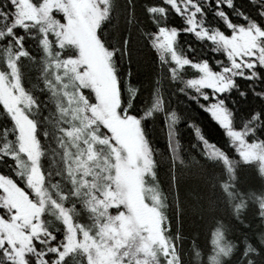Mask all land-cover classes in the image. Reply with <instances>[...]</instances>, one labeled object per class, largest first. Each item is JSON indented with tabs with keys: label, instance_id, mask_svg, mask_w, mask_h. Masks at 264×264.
<instances>
[{
	"label": "trees",
	"instance_id": "1",
	"mask_svg": "<svg viewBox=\"0 0 264 264\" xmlns=\"http://www.w3.org/2000/svg\"><path fill=\"white\" fill-rule=\"evenodd\" d=\"M96 1L101 12L105 8L110 12V15L103 23L104 29L101 33L103 37L104 33L113 25L116 15L126 16L125 20L127 18L129 23L135 22V34H137L140 47L145 54L142 59V66L137 68L135 74L133 73L131 76L130 70L125 72L126 65L124 64L123 45L121 43L108 45V51H114L115 53L110 65L115 68L116 74L120 78L121 87L124 89L123 95L126 107L130 97L127 89L135 88L137 90L128 110L132 116L140 117L143 128L141 134L151 147L150 157L153 163L145 180L147 184H151L156 188L162 202L158 210L163 218L161 232L164 238L173 246H175L176 242L181 243L183 259L179 264H216V260L213 258L216 257L217 250L212 243L213 233L216 230L224 233L225 240L222 243H229L233 248L228 259L223 256L217 258L220 264H248L249 260H252L254 264H258V260L264 262V244H261V240L264 239V218L260 216V204L262 203L260 198L264 196V173L252 167L254 183L249 185L248 188L241 186L238 174L244 164L240 163L234 143L226 135L224 128L202 107L205 101L199 99L194 91L186 87V81L198 76L199 73L191 68H186L183 73H178L177 78L173 80L167 72L168 66L159 61L156 52L152 49L151 39L154 31L161 26L177 29V52L194 62L207 61L213 71H219L216 61L225 59L223 53L213 52L212 48L214 45L209 41L198 39L193 33L184 31L187 28L184 17L177 15L171 7L164 5L163 0H104L103 3L100 0ZM7 2L8 0H0V8H3ZM197 2L203 11L202 17L198 18L202 19L205 27L210 30L219 29L225 35H231L230 30L216 15L215 0H211L210 3H205V0H197ZM132 4L137 7V12L134 14L136 15V20H133ZM152 6L165 7L167 9L166 18L159 13L155 14L154 17L149 16L146 9ZM223 10L234 24L246 25L247 23L240 15L236 14L238 11L264 26V18L258 15L259 6L253 4L251 0H233V7L224 8ZM4 12L9 13V9L5 8ZM9 14L12 16V20L7 23H5L6 17L0 18V33L5 34V38H0V72L8 74L9 68L6 61L13 60L16 53L21 49L16 44V40L7 35V29L15 23L18 16L20 27L16 35L23 37L21 43L28 55L20 57L16 63L23 89L35 101L34 104L23 107V110L35 122L37 129L35 134L39 139L40 152L42 153L39 158V169L43 177L42 187L48 190L51 199L57 204L62 203L65 208L75 205V209L79 210V215H76L75 211L70 213L75 220L86 227H94L90 214L84 210L81 202L88 198L85 194L89 192V189H91L92 194L101 199L103 186L108 181L104 180L99 173L94 174L95 177L85 175V170L87 169L85 163H87L89 168L93 163L99 162L104 170L109 169L108 165L111 159L108 152L109 146L101 144L91 136V133L95 132L103 138L107 134L106 130L99 127V125L84 127L85 122L79 112L81 102L76 95V89L78 88L76 83L72 91L77 102L72 104V106L67 104L66 95L63 93L64 80L59 76L60 71L58 68L52 64V60L56 59L55 53L58 50L56 47L57 41L51 31H47V36L52 42V55L45 56L39 43L43 38L39 30L43 27L41 22L37 19H21L19 11L18 13ZM49 15L55 21H61L58 20L60 16L55 11H52ZM154 20L156 21L155 23L153 22ZM146 45H150V47ZM60 57L62 58V55ZM131 68L132 66L129 67V69ZM256 71L259 73V79L248 80L236 77L235 86L221 97L224 100L225 108L231 113L234 129L246 131V124L248 127L255 128V134L249 137V142L264 140V98L260 95V93H264V68L258 67ZM53 73H55V76H53ZM56 76L60 77L59 83L55 78ZM46 81L48 82L47 86ZM85 95L88 98H93L92 92L86 88ZM157 97L163 101V112H157L153 109V103ZM85 108L87 109L88 107ZM63 109H67V114L63 112ZM73 109L76 110L75 115L77 117H82V126H79L78 122L72 117ZM150 111L153 113L152 116L145 119ZM172 111L176 113L179 120L174 126V134L169 136L165 124V116ZM257 113L259 114V119L249 123L253 114ZM85 114L90 115L88 111ZM4 128L9 129L7 139L4 136ZM156 128H160L162 131L161 141L157 139L159 134L155 132ZM73 129H81V131L73 132ZM196 129H199L200 137H197ZM69 131L77 135L82 133L79 135L80 138H77V147L70 142V136L67 134ZM9 140L12 141V144L5 149L4 145ZM89 145H91L95 153H99L101 160H98L96 155L90 161L86 159V156H89ZM16 146L17 141L13 139L11 125L7 117L0 111V149L11 153L16 151ZM156 148L162 149L172 166L177 169H186L194 163L218 165L221 168L220 189L226 199L231 221H227L218 215L214 217L208 230L205 248L199 243L197 231L189 232L186 235V231L182 227V235L177 233V214L169 208L165 198L162 187L163 171L159 168L155 152ZM262 150L264 151V149ZM20 158L29 167L26 156ZM227 166L231 168V171H229ZM17 172H20L21 175L17 176ZM0 173L3 174L0 177L4 179L11 177L16 182L12 184L29 201L35 204L39 203L37 197L33 194L32 188L26 184L27 173L24 168L19 167L13 160L4 157L0 158ZM91 173L96 172L92 171ZM152 173H155V175L153 176ZM82 181L87 182L83 187L81 186ZM16 185H19V187ZM77 188L79 189V195H73L74 189ZM57 193L64 195L66 199L61 201ZM43 199L45 200V208L41 214V219L44 221L48 231L57 237L53 244L60 245L65 242L66 232L64 225L55 220L58 210L48 202V197L45 196ZM238 205L243 206L238 209ZM49 210H51L52 214H49ZM114 211L115 208H110L109 214L113 215ZM13 215L14 210L7 208L3 204L2 191L0 189V217H4V220L9 221ZM199 219L200 216H198ZM56 229L59 230L57 231ZM25 230L27 229L25 228ZM37 235L40 240L45 242L49 239L47 235L40 233ZM177 236L179 241H176ZM36 237H32L33 242H36ZM249 243L260 251L261 255L257 256L250 252L245 256L244 251ZM50 246L52 245L46 243L38 247L39 250L46 251L47 247ZM27 258L30 264H34V260L31 257ZM160 261V264H164L162 259ZM67 264H87V261L85 255L76 250L69 258Z\"/></svg>",
	"mask_w": 264,
	"mask_h": 264
},
{
	"label": "rangeland",
	"instance_id": "2",
	"mask_svg": "<svg viewBox=\"0 0 264 264\" xmlns=\"http://www.w3.org/2000/svg\"><path fill=\"white\" fill-rule=\"evenodd\" d=\"M97 9L101 11L96 0H19L20 18L39 20L44 28L51 31L55 40L64 45L63 48H57V52H62V58L55 57L56 60L61 63V69L58 68L60 71L59 76L64 80L63 84L67 85L63 90L64 94H69L66 96L67 104L71 106L74 104L69 103L70 99L76 100L75 94L72 91L73 86L76 83V86L80 88V82L82 81L87 86L86 89H90L93 94V98L89 96L90 98L88 99H90L93 104L97 105L95 115H93L91 109H88L90 114L88 115L89 118H99L101 121L107 118L109 128L113 129L112 135L115 137L116 149L121 157H126L127 147H131L135 153L136 163L126 168H121L119 173H117V169L114 167L117 163L115 159L116 153H114L110 147H108L109 156L111 158L109 161L110 164L108 165L109 169L104 170L99 162L93 163L89 168L87 167V163H85L88 170L87 176L95 177V175L99 173L104 180L108 181L105 182L106 184L103 186L104 189L102 192L106 189L113 194L108 198L111 203L123 201L121 208H115L112 216H116L118 211H125L124 223H127L130 218L137 226L141 227L139 236H137L135 240H129L127 246L119 250V255H122L124 252L128 253V255L124 257L123 264H136L137 260L143 261V264H160L161 259L164 261V264H168L170 259L173 260V264H175V259L171 255L165 256L163 254V248L158 243L159 236L162 233L161 224L163 220L158 207L162 202L156 188L151 184H147L145 180L150 170H145L143 160L140 158V152L142 151V134L137 131V125L130 122L124 124L121 121L113 119L109 115L114 108L116 96L112 74L109 68L105 66V55L103 51L105 48L95 39ZM52 11H55L58 16H60L58 20L61 21H59V24L53 23L52 27L49 29L48 26L50 21L41 20V16L44 12L50 14ZM136 12L137 7L135 4H132L133 20H136V15H134ZM125 17L116 15L113 25L104 33L103 38L107 45L120 43L123 45L124 64L126 65L125 72L130 70L129 73L131 76L133 73L135 74L137 68L142 66V59L145 54L140 47L137 34H135V22L129 23L127 18L125 20ZM129 53H131L130 57ZM69 58L74 59L65 65L63 61ZM81 65H83V67H81ZM130 66H132L131 69H129ZM73 67L78 68L80 73L79 77H77V74L71 72V68ZM9 73L10 69L8 70V74H6L7 80L0 82V101L12 107V95H18V93L15 88H12V95L8 94V89L11 88L13 84L12 76ZM132 101H128V103H132ZM80 102L81 107H88L84 105L83 101L80 100ZM18 107L23 108V103H20ZM84 115L85 114H81L82 117ZM82 117L74 119L78 122L79 126H82L81 122H83L82 120L84 119H82ZM84 122L85 124L88 123L86 120H84ZM24 128V147L29 153L33 151L31 142L28 139L31 126L25 122ZM155 132L159 134L157 137L158 141H161V129L156 128ZM80 134L82 133L78 135L73 133L70 136V142L76 147L78 146L77 138ZM229 139L233 142L230 137ZM233 143L236 150L239 147L241 151L249 155L250 159L252 153H255V161L246 164L237 152L239 160L241 161L240 163L244 164L239 170L238 179H240V184L243 188H248L249 185L254 183L252 167L260 171L261 164H264V161L260 159L261 156H264V151L262 149H253L252 152H248L245 147L240 145L239 141ZM91 152L93 154L95 153L92 148ZM155 152L159 168L163 171L162 187L165 198L169 208L177 214V233L182 235V227L186 231V235H188L189 232L197 231L199 243L205 248L208 230L214 217L218 215L225 218L227 221H231L226 199L220 189V181L222 178L221 168L218 165H201L194 163L189 165L186 169H177L172 166L169 158L165 156L162 149L156 148ZM95 155L98 160H101L98 152L94 154V157ZM88 157L89 156H86V159L90 161ZM28 162L30 169V161ZM227 168L229 169L230 167L227 166ZM92 171L96 173H91ZM109 177H111V179H109ZM149 177L151 178L150 175ZM0 189L2 191L3 204L7 208L14 210V219L9 221L0 220V235L7 233L11 239L22 240L24 236H27V234L31 232L30 225H25L24 219L30 218L31 225L36 224L35 208L40 205L39 203L35 204L29 201L18 188L10 183L9 180L2 177H0ZM104 198V195H102L101 200H104ZM260 199L261 202H264V196ZM157 200L160 201L159 204ZM128 209L131 211H128ZM198 216H200L199 220ZM105 222V218L101 217L100 223L104 224ZM116 224L119 226L121 221H117ZM25 228L27 230H25ZM90 228V235L95 236L96 240L102 243L101 238L96 236L98 229L95 227ZM21 233H24V235H21ZM150 236L157 240V243L151 245V252L154 253V255H145L143 252H137V248L140 247L142 243L149 242L148 238ZM140 237H144L145 240L142 241ZM81 238L79 230H77V239ZM176 241H179L178 236ZM107 243L111 245L112 240H108ZM166 244L169 248V253H171L172 248L175 249L180 263L183 259L181 243L176 242L175 246H173L166 240ZM77 250L83 253L82 250ZM93 256L95 260L99 259L95 251H93ZM259 263L264 264L262 260H258V264ZM101 264H103V262H101Z\"/></svg>",
	"mask_w": 264,
	"mask_h": 264
},
{
	"label": "snow or ice",
	"instance_id": "3",
	"mask_svg": "<svg viewBox=\"0 0 264 264\" xmlns=\"http://www.w3.org/2000/svg\"><path fill=\"white\" fill-rule=\"evenodd\" d=\"M211 0H205V3H210ZM253 4L259 6L258 15L261 18H264V0H251ZM163 4L171 7L177 15L184 17L187 28L184 31L193 33L198 39L207 40L214 45L212 48L213 52H222L225 59L216 61L219 71H213L207 61L194 62L188 59L186 56L180 55L176 50V41L178 37V30L175 28H166L161 26L157 28L151 39V47L156 52L159 61L167 65V72L169 76L175 80L178 73H183L186 68H191L193 71L199 73L198 76L190 78L186 81V87L194 91L199 99L205 101L202 105L205 111H208L210 115L215 119L222 128L226 130V135L230 137L233 142L239 141L240 145L245 147L248 152H252L253 149H264V140L259 142H249V137L255 134L254 127H248L245 125L246 131L243 129H234L232 126L231 113L227 111L224 106V100L221 98L225 92H228L232 87L235 86V78L242 77L248 80L259 79V73L256 69L264 68V26L258 24L255 20L250 19L247 15L237 11V15H240L243 20L247 23L246 25L234 24L229 18L228 14L223 10L224 8H232L233 0H215L216 5V15L223 21L224 25L230 30L231 35H225L219 29H209L204 26L202 19L203 11L200 4L197 0H163ZM9 6H11L9 8ZM8 8L9 13H18L19 11V0H8L7 4L0 8V18L6 17L5 23L12 20V16L9 13L4 12V9ZM149 16L154 17L155 14L159 13L160 15L166 18L167 9L162 6H152L146 9ZM110 12L105 8L102 12L97 9L96 11V29L97 26L101 23H104ZM41 20L50 21L49 29L52 27V24H59V21H55L53 17L49 15L48 12H44L41 16ZM156 22L155 20L153 21ZM20 27V20L17 16L15 23L7 29V35L11 36L16 41H19V46L23 49V55H19L17 59L9 62L8 68L10 69V75L13 79L12 87L8 89V94L12 95V88L17 90L18 95H12V98L15 99V104L12 107H9L6 103L0 102V111L7 117L9 124L11 125L12 136L15 141H17L16 151L8 153L6 151H0V158L7 157L10 160H13L18 164L23 160L20 158L26 156L29 160V153L21 148V145L25 143V128L24 123L26 122L31 126V131L28 133V139L31 142L32 148L36 153V156L39 158L41 156L40 152V142L36 136V125L31 118L25 114L23 108L18 107L20 103H23L24 107H28L32 104L31 96L27 95L23 89V85L20 81L19 71L16 61L20 57L27 56L28 52L24 49L22 36H17V30ZM44 34L47 35L48 29L43 30ZM96 37V36H95ZM0 38H5L4 33H0ZM100 45L101 43L96 40ZM102 46V45H101ZM105 55V66L109 68L112 77L113 85L115 88L116 101L114 108L109 114L113 119L128 124L129 122L137 125V131L142 133V121L140 117L132 116L128 110L131 103H128V107L125 106L124 100V89L121 87V82L119 76L116 74L115 68L110 65V61L114 57V51H108L103 49ZM227 62V63H225ZM83 67V65H81ZM15 68V71H13ZM71 72L77 74L79 77L80 73L78 68H71ZM7 75L3 72H0V82L6 81ZM67 87V85H65ZM87 86L81 81L80 82V96L79 100L83 101L84 105L88 106L79 108L81 114H85L88 109H91L95 112L97 107L96 104H93L91 100L85 95V88ZM90 90V89H89ZM127 91L131 94L129 101H132V98L136 95L135 88H128ZM65 95H69L65 93ZM243 95V93H242ZM261 97L264 98V93H260ZM77 102L75 99H70L69 103ZM153 109L157 112H163V101L160 98H156L153 103ZM19 114V115H18ZM152 112L150 111L147 116L151 117ZM74 119H79V117L74 116ZM84 120L88 121L84 127L97 126L102 127L106 130V136L101 138L97 133H91V136L94 140L107 141V145L112 149L115 155L116 161H118L120 155L116 149L115 137L112 135L113 129L109 128L108 120H100L99 118L90 119L88 115L83 116ZM259 119V114H253L251 121L249 123ZM179 118L177 117L174 111L168 112L165 116V124L169 132V136L174 134V126L178 123ZM191 126V125H189ZM81 129H77V132H80ZM4 136L7 139L9 134V129H3ZM69 136L72 135V132L67 133ZM196 134L199 135V129H196ZM142 140V151L140 152V158L143 160L145 165V170H150V165L153 161L150 157L149 145L146 142V138L141 136ZM12 144V141L5 145V149L9 148ZM105 144V143H101ZM237 152L243 158L246 164L253 163L255 161V153H252L251 159L246 152L237 148ZM264 161V156L260 158ZM111 167V166H110ZM231 171V168H229ZM261 173H264V164L260 166ZM3 174L0 173V176ZM17 175V173H16ZM10 183L15 184L16 182L7 178ZM111 179V177H109ZM118 179V177H117ZM19 187V185H16ZM23 190V189H21ZM111 193V192H110ZM103 203V201H102ZM159 204L160 201L157 200ZM123 201L119 203H111L107 207L106 211L108 213L107 222L110 223L112 231L109 233V237H104L102 243L105 248L111 249L113 255L111 256V264H123L124 257L128 255L127 252H124L122 255H119V250L127 246L129 240H135L141 231V227L137 226L134 221L130 218L127 223H124L125 220V211H118L116 216L109 214L110 208L120 209ZM243 205H238L239 209ZM260 215L264 218V202L260 204ZM95 210V209H93ZM128 211H131L128 209ZM10 219H14L10 217ZM0 220H4V217H0ZM121 221V224L117 226L116 222ZM77 230L82 237L77 239ZM24 235V233H21ZM36 234L28 233V244L22 246L19 239L9 238L7 233L0 235V264H30V261L27 257H31L34 260V264H40L41 258L44 261V264H67L69 258L77 249L83 251L86 255L88 264H95L96 260L93 256V251L97 253V248L100 245L97 243L96 237L90 235L89 232L83 229V226H80L79 229H73L71 237L65 235L63 243L60 245H54L53 242L57 239L52 233L49 234L50 238L47 242L40 240L36 237V242H33L32 237ZM142 241L145 240L144 237H140ZM70 240H74L75 243H70ZM108 240H112V244L107 243ZM119 241V244H116V241ZM225 240L224 233L220 230H216L213 233L212 243L216 247V257L213 259L216 260V264H219L217 259L220 256L228 257L233 251L231 244L222 243ZM88 241H91L96 247L87 246ZM106 241V243H104ZM148 243H142L140 247L137 248V252H143L145 255H154L151 252V245L157 243L156 239H153L151 236L148 238ZM50 244L52 246L47 247L46 251L39 250V245L41 244ZM159 245L163 248V254L165 256L171 255L175 259V264H179V257L177 256L175 249L172 248L171 253H169V248L166 244V239L161 233L158 240ZM261 244H264V239L261 240ZM254 253L255 255H261V252L258 251L252 244H247L244 255L247 256L249 253ZM140 260H137L136 264H140ZM168 264H173V260H169ZM248 264H254L252 260L248 261Z\"/></svg>",
	"mask_w": 264,
	"mask_h": 264
},
{
	"label": "clouds",
	"instance_id": "4",
	"mask_svg": "<svg viewBox=\"0 0 264 264\" xmlns=\"http://www.w3.org/2000/svg\"><path fill=\"white\" fill-rule=\"evenodd\" d=\"M104 0H101V3H103ZM46 28L41 27L39 30L42 34V39L40 40V45L43 49V52L45 54V56H51V47H52V42L48 39V36L44 34V31ZM104 29V25L103 23L99 24L97 26V31H96V37L95 39L98 40L102 46L105 47L106 50H108L109 46L105 44V40L102 36V31ZM16 44L19 45V41H16ZM148 47H150V45H146ZM57 48H63L64 45L62 43H60L59 41H57L56 44ZM23 49H20V51L18 53H16L15 57L13 58V60L17 59V57L19 55H23ZM56 57H60L61 53L60 52H56L55 53ZM131 56V53H129V57ZM72 59L74 58H69L68 60L63 61V63L65 65H67ZM12 60H7L6 64L7 67L9 65V62ZM52 64L56 67V68H60L61 67V63L56 60L53 59L52 60ZM47 69V65L45 66ZM13 71H15V68H13ZM53 76H55V73H53ZM57 82H60V77L56 76L55 77ZM46 86L48 85V82L46 81ZM54 87V86H53ZM55 95V93H53ZM76 95L80 96V91L79 88L76 89ZM35 101L32 100V104H34ZM59 103V102H57ZM15 104V99L12 98V105ZM63 112L65 114H67V109H63ZM76 114V110L73 109V113H72V117H74ZM95 114V112H94ZM19 115V114H18ZM73 132H77V129H73ZM197 135V134H196ZM201 133L199 131V135H197V137H200ZM147 142V141H146ZM101 143H107V141H101ZM6 145V144H5ZM4 145V148H5ZM21 148L25 151H27V149L24 147V145H21ZM0 151H4V149H0ZM149 152L151 153V147H149ZM94 158V154L91 152V145H89V157L88 159L91 160ZM30 161V169L28 167L27 164H25L24 162L20 163L18 160V166L21 168H24L26 171V184L28 187L32 188L33 190V194L37 197V200L39 201V207L35 208V213H36V224L31 225V220L30 218H25L24 219V224L25 225H30L31 227V232L33 234H36L37 238L39 239V236L37 235L38 233L40 234H44L47 235L49 238V234L51 232L48 231V228L45 226L44 221L41 219V214L45 208V200L43 199V197L47 196L48 197V202L50 204L53 205L54 208H56L58 210L57 214L55 215V220L62 223L64 225L65 228V232H66V236L71 237L72 234V230L73 229H79L80 226H83V229L86 230L87 232L90 233L91 228L90 227H86L84 225H82L79 221L75 220L74 216L71 215L70 213H72L73 211H75L76 215H79V210L75 209V205L71 206L70 208H65L63 207V204H57L54 200L51 199V196L48 194V190L42 187V181H43V177L40 175V171H39V167H38V157L36 156L35 151L33 150L32 152H29V160ZM107 163V161H106ZM134 163H136V156L135 153L133 151V149L131 147H127V155L126 157H119L116 165H114V167L117 169V173H119V171L121 170V168H126L129 165H133ZM88 174V170H85V175ZM21 173L17 172V176H20ZM152 175L154 176L155 173H152ZM87 182L82 181L81 182V186L83 187ZM93 187H95V185H93ZM119 187V186H117ZM57 195L60 196V200L64 201L66 199V197L64 195H61L59 193H57ZM73 195H79V189H74L73 191ZM88 198L84 199L81 203H82V207L84 208V210L86 212H88L90 214V218L93 220V226L98 229V231L96 232V236H99L101 238V241L103 240L104 237H108L109 239L111 237H109V233L112 231L111 229V225L110 223L107 222V216L108 213L106 211L107 207L111 205V201L108 199L110 196H112L113 194L108 192L106 189L104 192H102V195H104V200L98 199L94 194L91 193V189H89V192L87 194H85ZM103 201V203H102ZM95 209V210H93ZM49 214L51 213V210H49ZM261 216V215H260ZM104 217L105 218V223L101 224L100 223V218ZM57 231L59 229H56ZM21 241V245H27L28 244V237L24 236V238ZM70 243H75L74 240H70ZM97 243L100 245L99 248H97V255L99 257L98 260H96L95 264H101V262H103V264H111V256L113 255V253L111 252V249L105 248L104 244L101 243L100 241H97ZM104 243H106V241H104ZM116 244H119V241H116ZM87 246L89 247H96V245H93L91 243V241H88ZM225 259H228V257H224ZM40 264H44L43 259L41 258L40 260ZM140 264H143V261L140 262ZM220 264V262H219Z\"/></svg>",
	"mask_w": 264,
	"mask_h": 264
}]
</instances>
